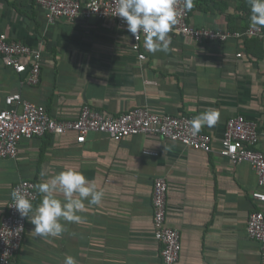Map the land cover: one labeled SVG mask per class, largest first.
Wrapping results in <instances>:
<instances>
[{
  "label": "crops",
  "instance_id": "1",
  "mask_svg": "<svg viewBox=\"0 0 264 264\" xmlns=\"http://www.w3.org/2000/svg\"><path fill=\"white\" fill-rule=\"evenodd\" d=\"M189 13L198 28L251 26L247 0H192ZM0 31L41 52L36 86L0 56V109L6 96L19 93L58 120L76 118L85 104L113 117L137 107L192 119L212 109L220 113L215 126L200 130L212 137L211 153L143 135L116 142L91 133L82 144L74 133L20 141L15 158H0V219L20 179L37 184L68 167L78 168L104 196L99 205L84 201L82 222L61 221L67 230L60 237L35 236L27 219L13 264H64L66 255L78 264H161L151 201L159 177L168 183L167 223L180 234L176 264H260L261 246L246 234L249 214L264 213L251 196L256 175L248 163L231 164L218 151L225 124L236 115L257 122L258 148L264 149L263 39L198 47L169 34L166 52L147 51L143 39L146 59L140 61L128 31L115 21L50 26L36 0H0ZM40 199L37 191L33 205Z\"/></svg>",
  "mask_w": 264,
  "mask_h": 264
},
{
  "label": "built area",
  "instance_id": "2",
  "mask_svg": "<svg viewBox=\"0 0 264 264\" xmlns=\"http://www.w3.org/2000/svg\"><path fill=\"white\" fill-rule=\"evenodd\" d=\"M37 5L45 12L48 24L54 25L59 20L74 22L77 19L113 20L127 30L125 21L116 15L117 0H36ZM177 11L176 24L169 33L188 39L195 46L210 42L224 43L242 38L264 40V28L248 26L242 31L198 28L190 23L189 9L185 0H175ZM128 31V30H127ZM131 50L140 61L146 56L141 52V33L135 40L130 32ZM241 54L237 56L240 57ZM0 56L4 64L16 74L22 75L27 85L36 86L41 76V52L20 41L10 40L0 31ZM192 118L186 115L173 116L160 114L148 107H137L118 116H105L85 104L74 119L58 120L52 118L44 107L31 103L19 93L5 97V108L0 109V158L8 159L17 156L20 141L47 135L58 136L67 133L76 135V143L82 144L91 133L107 135L119 142L137 135L158 136L182 146L211 153L212 137L191 131ZM259 131L255 121L247 120L241 115L230 117L222 133L220 157L231 164L248 163L253 169L258 190L251 196L256 202L264 204V149L258 148ZM31 180L20 179L13 187L26 193L34 203L37 189ZM167 180L155 178L152 184V236L159 244L161 264H176L181 252L179 232L167 223L168 214ZM10 198L6 212L0 219V264H13L25 232L27 218H22L13 206ZM247 237L257 241L261 246L260 264H264V213L251 212L246 222Z\"/></svg>",
  "mask_w": 264,
  "mask_h": 264
},
{
  "label": "clouds",
  "instance_id": "3",
  "mask_svg": "<svg viewBox=\"0 0 264 264\" xmlns=\"http://www.w3.org/2000/svg\"><path fill=\"white\" fill-rule=\"evenodd\" d=\"M250 9V23L264 27V0H247ZM116 15L122 18L127 30L135 40L144 34V48L151 52H166L171 43L173 26L176 24L177 11L175 0H117ZM186 9H191L192 0H185ZM220 113L216 109L208 110L191 121L193 135L202 127L217 124ZM44 176V173H41ZM41 194L40 202L33 205L29 196L19 188L11 192L13 206L22 218L34 225L31 233L37 237H60L67 230L64 222L80 223L79 215L85 209L84 201L89 205H99L104 193L97 190L94 181L89 180L78 169L68 167L58 174L35 185ZM62 196V199L60 198ZM64 264H78L76 259L66 255Z\"/></svg>",
  "mask_w": 264,
  "mask_h": 264
}]
</instances>
